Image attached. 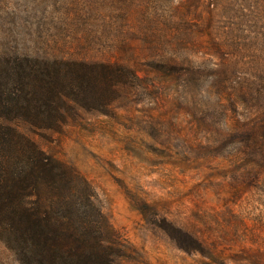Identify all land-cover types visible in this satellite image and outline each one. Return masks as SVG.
<instances>
[{"label":"rangeland","instance_id":"obj_1","mask_svg":"<svg viewBox=\"0 0 264 264\" xmlns=\"http://www.w3.org/2000/svg\"><path fill=\"white\" fill-rule=\"evenodd\" d=\"M156 34H237L245 54L236 62L248 73L258 61L264 68V0H0V48L79 60L117 54L155 77ZM158 80L105 113L66 112L68 124L36 140L90 181L135 248L132 264H264V168L222 158L234 111L215 106L220 93L208 81L186 100L183 78ZM0 264H19L1 242Z\"/></svg>","mask_w":264,"mask_h":264},{"label":"trees","instance_id":"obj_2","mask_svg":"<svg viewBox=\"0 0 264 264\" xmlns=\"http://www.w3.org/2000/svg\"><path fill=\"white\" fill-rule=\"evenodd\" d=\"M169 35L149 36L155 54L151 67L157 73L148 74L151 78L117 54L111 56L114 60H79L0 48V242L19 264L134 260L135 248L112 225L90 181L36 140L42 131L68 124L61 120L66 112L105 113L101 108L114 106L119 97H135L145 83L158 88L160 76L183 78L186 100L187 92L208 81L220 93L215 106L225 115L228 109L235 114L221 130L222 158L245 168H264V68L258 61L248 73L246 63L236 62L245 54L244 38ZM199 52L200 62L195 59ZM181 236L182 243H189Z\"/></svg>","mask_w":264,"mask_h":264}]
</instances>
